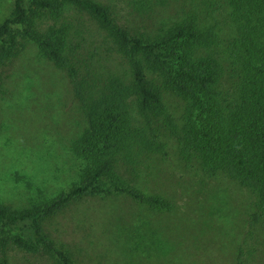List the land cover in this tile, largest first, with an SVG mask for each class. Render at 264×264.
Wrapping results in <instances>:
<instances>
[{
  "label": "trees",
  "instance_id": "obj_1",
  "mask_svg": "<svg viewBox=\"0 0 264 264\" xmlns=\"http://www.w3.org/2000/svg\"><path fill=\"white\" fill-rule=\"evenodd\" d=\"M226 24L231 33L222 35ZM21 38L68 79L82 117L70 144L79 169L67 189L38 204L0 203V264H10L13 250L78 264L48 231L51 217L74 202L120 195L136 208L127 219L125 210L116 213L115 225L139 237L127 234L122 244L148 243V259L168 257L172 244L160 223L140 227L133 215L138 208L182 212L188 199L147 194L123 173L153 156H174L195 172L187 187L196 190L201 216L239 206L248 247L235 264L256 254L264 264V0H12L0 23V67ZM204 222L193 227L203 232Z\"/></svg>",
  "mask_w": 264,
  "mask_h": 264
},
{
  "label": "rangeland",
  "instance_id": "obj_2",
  "mask_svg": "<svg viewBox=\"0 0 264 264\" xmlns=\"http://www.w3.org/2000/svg\"><path fill=\"white\" fill-rule=\"evenodd\" d=\"M11 6L12 0H0V23ZM74 19L76 23L82 21L87 33L92 31L89 20L77 13ZM219 28L222 35L231 33L228 24ZM86 38L90 41L92 36L86 34ZM77 105L65 73L45 59L35 42L21 38L16 55L0 67V203L13 208L31 207L77 180L79 163L70 151L71 142L82 128ZM176 161L174 156L167 160L153 156L135 169L130 166L128 171L123 170L129 181L147 194L170 197L174 191L180 192L176 196L182 200L188 199L182 212L138 208L140 213L133 215L140 227L160 223L172 244L168 257L161 254L148 259V243L138 244V250L122 244L127 234L130 239L138 237V231L131 227L120 232L115 225L119 212L125 210L122 216L127 219L131 212L127 210L136 208L123 195L74 202L51 217L48 231L67 243L78 264H235L238 251L248 247L241 242L244 213L238 206L232 214L201 216L196 190L187 187L190 178L196 179L195 172ZM178 177L184 179L176 186ZM199 218L206 223L203 232L196 230L199 226L193 227ZM117 244L122 247L118 249ZM9 263L49 264L43 257L14 250L9 252ZM260 263L262 257L258 254L250 257V264Z\"/></svg>",
  "mask_w": 264,
  "mask_h": 264
}]
</instances>
